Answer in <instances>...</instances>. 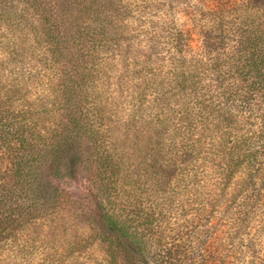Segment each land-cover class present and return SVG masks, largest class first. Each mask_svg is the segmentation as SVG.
<instances>
[{
	"label": "trees",
	"instance_id": "1",
	"mask_svg": "<svg viewBox=\"0 0 264 264\" xmlns=\"http://www.w3.org/2000/svg\"><path fill=\"white\" fill-rule=\"evenodd\" d=\"M136 17L122 0H0V264L94 245L99 264H264L238 239L254 208L228 198L264 175V35L234 62L211 33L207 60L174 19ZM55 164L67 172L46 180ZM79 173L85 196L67 185Z\"/></svg>",
	"mask_w": 264,
	"mask_h": 264
},
{
	"label": "rangeland",
	"instance_id": "2",
	"mask_svg": "<svg viewBox=\"0 0 264 264\" xmlns=\"http://www.w3.org/2000/svg\"><path fill=\"white\" fill-rule=\"evenodd\" d=\"M123 4L130 5L136 22L144 21L140 28L151 29L153 24H162L164 20L174 19L179 27L189 31L192 34V45L194 50L203 53L206 52L205 59H214L218 55L213 51L214 46L208 42V35L213 34L217 37V32L222 30L224 43L221 45L222 58L225 60H236L245 62L247 57L244 45V36L254 30L264 35V0H122ZM0 24L1 41L7 39V33ZM217 41H213L216 43ZM212 48H211V47ZM248 74L247 67L244 73ZM259 104L256 106V121L259 127L264 126V96H260ZM63 167L57 168L55 165H47L43 174L45 179L56 178L66 173ZM53 176V177H52ZM246 174L242 173L234 180L228 189V198L238 197V203L243 204V211L249 206L254 208V217L250 220L249 228L242 229L239 234V242L243 241L242 248L248 250L249 245L253 251L260 256L264 263V175L259 179L256 187L248 192L241 191ZM67 185L78 195L85 196L86 187L89 186L86 174L79 173L75 179H67ZM56 183V182H55ZM76 194V195H77ZM246 194V195H245ZM77 195V196H78ZM228 218L222 220L221 229L223 237L228 236L234 228H230ZM248 222V221H247ZM184 224V222L182 223ZM247 231L248 234L243 232ZM42 245V244H37ZM36 245V246H37ZM102 247L94 245L90 247L79 259L73 260L70 264H99L102 260ZM240 264H246L251 261L250 254L238 255ZM231 263L236 264L231 259ZM216 264H222L218 259ZM226 264V262H225ZM256 264H260L259 262Z\"/></svg>",
	"mask_w": 264,
	"mask_h": 264
}]
</instances>
